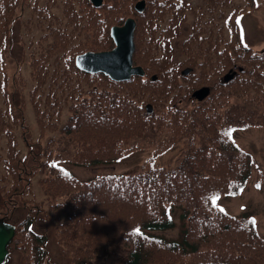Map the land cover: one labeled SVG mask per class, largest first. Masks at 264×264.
Segmentation results:
<instances>
[{"label":"trees","instance_id":"1","mask_svg":"<svg viewBox=\"0 0 264 264\" xmlns=\"http://www.w3.org/2000/svg\"><path fill=\"white\" fill-rule=\"evenodd\" d=\"M1 1L0 50L7 45L15 15L28 8L32 105L41 129L56 131L49 149L54 157L97 165L134 149L154 150L138 168L120 174L79 179L69 171L52 170L41 178L48 194L45 203L73 263L264 264V234L255 218L229 212L217 202L221 195L240 193L254 167L233 130L264 126V48L254 50L242 41L235 14L225 23V5L205 7L219 1L231 6V1L206 0L198 12L191 10V31L173 63L171 38L182 32L190 12L187 1L147 0L141 13L134 9L136 0H105L99 8L89 0H48L44 7L39 0ZM129 15L138 20L135 61L152 70L149 74L158 72L156 80L134 76L115 81L63 64L68 52L113 47L110 28ZM161 20L168 23L167 34L156 45H146L142 27H155ZM216 56L219 64L213 61ZM185 66L192 67L187 75L181 73ZM228 68L237 70L234 77L221 80ZM201 82L210 83L212 91L197 101L191 91ZM149 101L153 112L147 111ZM16 108L13 96L9 105L0 104V214L9 220L30 182L29 155L40 158L39 143L31 144L26 159L16 148L21 123ZM179 144L176 163L155 162V156ZM259 182H264V172ZM172 207L182 213L179 239L153 232L174 225ZM29 210L12 243L22 248L21 264H43L46 237L32 226L45 208L35 201Z\"/></svg>","mask_w":264,"mask_h":264},{"label":"rangeland","instance_id":"2","mask_svg":"<svg viewBox=\"0 0 264 264\" xmlns=\"http://www.w3.org/2000/svg\"><path fill=\"white\" fill-rule=\"evenodd\" d=\"M196 1V5H201L204 0H194ZM221 3L216 2L213 4H209L208 8L216 7L217 9L221 8ZM223 8V6H222ZM214 16H218L217 12ZM219 20V19H218ZM190 22L191 16L189 15V19L186 22V26H184L183 34L177 36L175 39V45L179 52L181 39L186 33L190 30ZM239 22L242 30V37L245 43L252 46L255 50H262L264 48V0H256L255 5L249 8L247 11H244L240 14ZM215 25L217 21L214 22ZM20 26L16 24L15 29L17 30ZM187 28V29H186ZM23 43V41H22ZM23 48V53L25 50L24 44H21ZM12 51L15 52L16 55L20 53V43L18 45V41L15 39L14 47H12ZM15 54L10 53V56L7 59V65L4 67L3 71V80L6 82V74H13L14 72L19 70V61L21 58L17 57ZM23 65L20 67L22 70L23 76L21 78V82L24 83L23 86H19V89L22 90V96L24 97L25 103L22 104L24 107V111L26 113V123L30 129V134L33 135L35 139L39 138V128L37 126V122L35 120L33 106H30V101L27 100V93L31 83L30 71L26 57L23 58ZM15 78V76H13ZM10 86L16 87L17 83H13L10 79ZM52 133L48 132L47 136H50ZM234 135L238 141V143L246 150L251 152L254 159V175L250 180L249 184L245 187L244 191L238 196H223L221 200L232 212L240 213L243 211H247L253 213L257 217V223L259 229L264 232V182L260 184L259 179L260 175L264 172V126L254 125L251 128H237L234 132ZM44 146L47 144V140L42 139ZM181 145L173 148L160 157V161L164 162L167 160H172L177 156ZM149 150H138L130 154L129 156L123 158L119 163H110V164H98L95 166H80L72 163H60L65 168L74 171L80 177H87L94 173L100 171H121L126 170L132 167H135L138 163H140L148 154ZM160 164H168V163H160ZM45 174V170L38 171L33 176V187L32 191L29 193V197H35L36 199H42L44 193L39 185V178L41 175ZM23 209H19L16 212V217H20L23 214ZM176 224L175 226L165 229L161 231V233L167 235L171 238H180L182 234L183 223L180 218L178 210L174 212ZM44 223V222H43ZM48 248L51 252V255L54 260L57 261L58 264H69L70 259L62 252V248L56 240V235L54 233V229H49L48 235ZM19 258V253L17 250H13L11 264H15ZM100 264V263H96Z\"/></svg>","mask_w":264,"mask_h":264},{"label":"water","instance_id":"3","mask_svg":"<svg viewBox=\"0 0 264 264\" xmlns=\"http://www.w3.org/2000/svg\"><path fill=\"white\" fill-rule=\"evenodd\" d=\"M94 2L99 4L101 0H94ZM137 7L141 9L143 2H139ZM134 26V19L128 18L123 26L113 27V35L116 39L117 47L110 51L86 53V57L82 60V65L91 70L104 69L116 78L130 77L133 72L142 73L143 70L140 66H132ZM208 92L209 88L203 87L195 91V95L203 98ZM13 234L14 229L4 223L3 219L0 218V264L7 254L6 246Z\"/></svg>","mask_w":264,"mask_h":264}]
</instances>
